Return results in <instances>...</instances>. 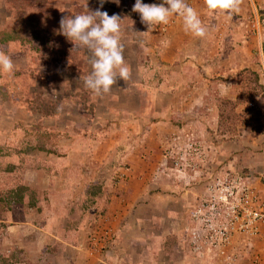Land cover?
<instances>
[{
	"label": "rangeland",
	"instance_id": "374dc122",
	"mask_svg": "<svg viewBox=\"0 0 264 264\" xmlns=\"http://www.w3.org/2000/svg\"><path fill=\"white\" fill-rule=\"evenodd\" d=\"M29 1L0 0V52L9 55L14 65L11 73L0 70V263L11 264L13 258L1 260L11 248L13 257H26L30 262L43 254L49 259L46 264H79L81 261V257L75 254L78 251L73 249L74 245L61 252L53 244L55 250L45 254L44 248L52 245L40 250L42 245L38 242L25 244L24 230L30 224L35 226L38 216L37 212L30 213L34 210L32 207H24L34 199L30 192L23 194L26 198L18 206H23L21 212H9L17 203L6 202L8 189L17 186V180L24 177L27 168L36 166L31 164L44 160V151L30 148L39 141L38 138L42 139L43 146L54 152L47 155V166L55 164V156H67L68 162L72 163L69 168L73 179L66 186L73 197L61 198L60 202L77 200L79 196L75 192L93 179L87 189L90 196L79 197L80 203L87 208L82 213L89 218L88 222L95 223V228L90 231L91 248L99 253L104 249L111 251L116 239L113 229L118 224L124 227L122 236L125 239L138 235L145 238L153 229L169 232L170 223L175 220L177 227L172 234L179 238L183 249L184 246L188 249L185 239L187 242L189 212L205 199V188L216 178H222L227 170L243 176L241 167L244 165L240 163V167L234 168L227 165L230 153L222 159L221 151L215 148L213 126L218 118L212 112L217 104L225 110V116L221 117L222 125L229 129L236 127L240 136L254 141L252 152L264 153V26H260L263 29L260 35L252 26L256 18H264V8L249 7L250 11L247 10V15L241 18L244 21L237 25L241 28V43L249 41L256 45L255 52L247 53L237 66L229 63L232 57L222 52L220 47L226 43L222 42L224 30L221 27L225 28L231 21L228 20L229 15L219 16L212 21L216 36L206 37L207 48L197 54L198 63H204L211 55L208 60H219L217 69H207L208 75L190 85L183 84L184 79L181 82L178 78L173 86H169L162 83L168 76L165 66L168 64L160 59L159 24L150 27L140 25L134 18L139 13L132 11L135 0H119L118 4L105 0L100 10L110 16L117 14L121 17L120 43L125 63L130 68V77L126 80L118 78L108 93L97 96L83 81L91 72V51L62 35L59 22L64 16L86 13L88 9L95 11L100 7L99 0H87L88 9L84 6L85 0H44L41 5H33ZM154 2L156 0L145 4ZM46 4L53 9L46 11ZM213 49L214 53H210L209 50ZM176 69L181 76L183 70ZM191 71L189 69V73ZM196 71L200 73L201 70ZM236 81L239 82L236 84ZM173 89L175 93H170ZM35 95L48 102L58 101L54 117L39 119L31 113L35 103L30 98ZM176 96L179 101L171 102V98ZM233 108H238V111ZM33 124L38 127H33ZM42 132H48V135L42 136ZM235 153H239V159L249 152L243 148L232 154ZM179 157L182 159L178 160ZM177 160L178 170L173 163ZM59 165L65 172L70 171L66 161ZM130 189L138 192L132 198L125 194ZM255 195L263 200V197ZM71 208L65 204L64 209H69V212H51L46 229L39 225L40 229L49 234L60 230L62 220L59 219L69 216ZM173 209L177 214L169 212ZM153 214L158 219L155 220L156 226L151 223ZM40 221L44 223L46 220ZM136 222H144L145 226L141 223L136 225ZM22 224L25 227L20 228ZM7 225L15 229L8 231ZM127 225L130 227L125 230ZM263 225L259 223L254 236L234 233L230 237L226 250L233 255V261L240 255H236L239 249H235L232 242H236L239 235L240 244L243 240L261 238L259 231ZM164 235L167 242L171 235ZM77 237L75 235V239ZM242 247L239 251L247 255V248L244 250ZM24 248L27 252L23 251ZM185 254L187 261L184 264H198L191 257L192 253ZM172 255L178 264V253ZM252 263L264 264L255 256Z\"/></svg>",
	"mask_w": 264,
	"mask_h": 264
},
{
	"label": "crops",
	"instance_id": "0c3cea01",
	"mask_svg": "<svg viewBox=\"0 0 264 264\" xmlns=\"http://www.w3.org/2000/svg\"><path fill=\"white\" fill-rule=\"evenodd\" d=\"M154 0H144L143 3L147 2L150 3ZM163 2V0H161ZM160 0H156L153 4H161ZM185 2L190 5L192 8L196 10V12L199 15V18L202 21V24L206 27V35L204 37H197L194 34L185 31L184 25H183V18L178 14H173L170 16L169 21L167 24H159L157 29V36H158V43L160 44L161 48V54L160 59L167 66L168 70V76L167 78H164L166 81H162L163 84H167L169 86H173L174 83L177 82L178 78L182 82V79H184L183 84H192L195 80L208 75L210 73L208 70L217 69V64L220 63L219 60L217 61H211L208 59H211L212 55L208 57V59L204 60L203 62L198 63L197 60V54L200 55L202 53V50L207 48V40L209 36H216V28L212 26V21H215L219 16L224 17L225 15H229L228 20L231 21V23L224 27H221V29L224 30L223 32V41L226 43L222 45L221 51L225 54H228L232 57V59L229 61V63H234L239 65V62L242 60V58L247 56L246 54L255 52L254 49L256 48V45L253 46L251 42H246V44L241 43L240 36L241 31H239L241 28L240 26H237L240 24L241 18H244L247 14V10L250 11L251 7L252 9H255V7L258 8H264V0H242V3L239 6V11L236 13H225L220 10L212 11L207 8V6L204 3V0H185ZM167 7V5H166ZM246 8V9H245ZM249 13V12H248ZM241 16H240V15ZM239 15V16H238ZM226 16V17H227ZM136 20H138L140 25L144 26L145 23L141 22L140 14L134 16ZM219 19V18H218ZM222 20V19H221ZM244 21V20H243ZM232 26V27H231ZM237 27V28H236ZM144 28V27H143ZM163 29V30H162ZM220 29V28H219ZM251 41V40H250ZM203 42V46H202ZM212 46V45H211ZM213 47V46H212ZM213 50H209L210 53H212ZM214 53V52H213ZM220 55V54H219ZM208 60V61H207ZM240 60V61H239ZM224 62V60H221V62ZM176 67H178L179 70H183L180 73L177 72ZM203 68H205L204 74H201L203 71ZM189 69L192 70L190 73L192 76H190ZM208 69V70H207ZM196 70H201L200 73H198ZM187 75L189 77H187ZM189 78V79H188ZM199 81V80H198ZM197 81V82H198ZM239 81H236V84ZM241 84V83H240ZM238 87V86H237ZM240 90V87H238ZM169 91V90H168ZM170 93H175L174 89ZM239 93V92H238ZM180 98L172 97L171 102L175 101L178 102ZM205 99V98H204ZM240 103V102H239ZM234 111H238V108H233ZM213 116H216L218 118L217 123L213 130H215L214 135V141L216 142V150L218 152L221 151V157L224 159V155L231 156V159H228L226 164L229 166L234 167H240V163H242L244 166L241 167L242 174L244 176V179L246 182L251 184V186L254 187L255 193L263 197L264 200V153H255L251 151L254 145V141L250 140L252 138H245L240 136L235 128L229 129L228 127H225L222 125L221 117L225 114V110L223 107H221V104H217V107L215 108ZM225 116V115H224ZM202 122V121H201ZM200 124V123H199ZM200 126L203 128L204 125L200 124ZM229 133V134H228ZM251 143V145L249 144ZM248 145V146H246ZM43 149H38L41 151H44V160L42 159L39 161H35V163L31 165H36L35 167L27 168V173L24 175V177L19 178L17 181V186L21 185L25 187L24 193L30 192V197L33 195L34 199L30 201V203L24 204V207H32L34 210H31V214H33V211L38 213L37 220L34 225L26 226V230H24L25 234L23 239L27 242H25L26 245H34L36 242L38 244H41L42 247L52 245L50 248H44L45 254H49L48 251L52 252L55 250V247L53 244H56V246L59 247L61 252H64L65 249L69 250L71 249V246L74 247L73 249H76L78 251L75 253L76 255L81 257V261L78 262L79 264H176L173 255L175 252L178 253L179 263L178 264H184L186 263V252H190L187 248L183 249V244L180 243V240L177 236H174L172 234V230L176 229L177 225L175 220L170 223V231L167 232L169 235H171V238L166 242L164 241L165 235L167 233H161L159 231H156L153 229L150 233H147L145 238H143V235H138L137 237H129L125 239V237L122 236L123 228L120 227V224L116 226L113 229V234L115 235V238L113 240V245L111 247V251H104L98 252L97 249L91 248V234L90 232L92 229L95 228V223H90L89 218L84 216L82 213L85 209L84 204L80 203V198L86 195L90 196V193L87 189H89L90 183H92V180H89V182H86L84 187H80L79 191H76L77 193V200H74L73 202H60V199H70L73 197L71 190L67 188L66 185L72 181L73 176L71 173L70 165L72 163L68 162V157L63 156L62 158H59L58 156H55L54 165L51 164L47 166L45 163L49 159L47 156L51 152H48V147L43 146ZM71 149H75L74 147L70 146ZM245 148L249 153L244 154L243 158H239V153L232 154L233 152H238L240 149ZM37 149V148H33ZM232 152V153H231ZM54 153V152H52ZM247 156V157H246ZM249 156V157H248ZM64 159V160H63ZM79 159V158H78ZM221 159V160H222ZM50 160V161H53ZM66 161L68 164V168L70 171L65 172L63 167L59 165L60 162ZM82 161V160H81ZM129 178V177H128ZM130 180V178L128 179ZM68 183V184H67ZM16 186H14L15 189ZM32 192V193H31ZM137 192V191H136ZM135 192V193H136ZM124 193V192H123ZM131 189L126 192L125 194L128 195V198H132L131 196L136 195ZM138 193V192H137ZM100 194V193H98ZM122 194V192H120ZM125 195V196H126ZM92 197V196H91ZM26 197L23 196V201ZM59 199V201H57ZM56 200V201H55ZM75 203V204H73ZM67 207H73L71 208V214L69 216H63L60 220V226L62 225L60 230H55L54 234H49L44 229H46V225H48L47 218H50L51 212H61L65 213L69 209L65 210L64 206ZM17 206L12 207L9 212L14 213L15 211H22L21 203L15 204ZM53 206V207H52ZM136 208V207H135ZM75 210V212L73 211ZM89 210H91L89 208ZM157 209L155 210V212ZM69 212V211H68ZM172 213H176L177 211L173 209V211H170ZM168 212V213H169ZM76 213V214H72ZM175 214V215H176ZM12 215V214H11ZM44 218V219H42ZM40 220H46L44 223H41ZM158 220L155 218V214L152 215L151 223L153 226H156ZM154 221V222H153ZM95 222V221H94ZM133 222V221H132ZM120 223V222H118ZM140 223L145 226L144 222H136V225H140ZM159 223V222H158ZM42 224H45L44 226ZM42 226L44 229H40V226ZM147 225V224H146ZM59 226V227H60ZM149 226V225H148ZM148 226H146L148 228ZM25 227V224H22L20 228ZM130 227V226H129ZM128 225L126 226L125 230H127ZM160 227V226H157ZM15 227H12L11 225H7L6 229L10 231ZM259 233L264 235V225L260 229ZM69 234V235H68ZM143 234V233H141ZM145 234V233H144ZM75 235H77V239H75ZM118 235V236H117ZM261 235V238H256L254 241H241L243 244H240L241 236H237L236 242H232V245L235 244V249H246L248 250V254H243L241 251H236V255H240L237 258H235V261H232V264H254L252 263V257L255 256L258 260H261L262 263H264V237ZM123 237V238H122ZM170 237V236H169ZM173 238V239H172ZM150 239V241H149ZM91 241V242H90ZM166 242V243H165ZM45 244V246H43ZM185 244L187 247V242L185 239ZM40 245V246H41ZM182 245V246H181ZM26 248V247H25ZM23 249V251L27 252ZM231 248V247H230ZM11 248L9 251H7L8 254H4L6 256L5 258H1L6 260V258H12ZM19 249L22 248L19 246ZM47 249V250H46ZM95 249V250H94ZM39 250V251H40ZM43 250V249H42ZM186 250V252H185ZM75 252V251H74ZM105 252L108 254H105ZM258 253L252 254V253ZM10 254V255H9ZM166 257H164V255ZM243 255V256H241ZM197 256V255H196ZM195 255L191 256L198 264H205L204 260L196 257ZM235 256V255H234ZM245 256V257H244ZM30 257V256H29ZM182 257V258H181ZM62 258H68L63 256ZM187 258H189L187 256ZM163 260V262H162ZM39 261V262H38ZM49 259L43 256L36 257L33 262H30L26 257L21 259H14L11 261V264H46ZM166 261V262H165ZM190 261V260H189ZM10 262V261H9ZM1 264V263H0Z\"/></svg>",
	"mask_w": 264,
	"mask_h": 264
},
{
	"label": "clouds",
	"instance_id": "9594fccd",
	"mask_svg": "<svg viewBox=\"0 0 264 264\" xmlns=\"http://www.w3.org/2000/svg\"><path fill=\"white\" fill-rule=\"evenodd\" d=\"M100 7L90 11L85 0L86 13L64 16L60 20V32L70 41L86 47L92 53L90 59L91 72L83 78L84 84L97 96L108 93L117 79L130 77V68L123 56L121 39V17L111 16L101 11L105 0H99ZM119 3V0H113ZM209 10H220L225 13H236L242 0H204ZM167 5V7L165 6ZM132 11L140 14L141 22L149 27L154 24H167L173 14L183 18L184 29L197 37L206 35V27L202 24L198 13L185 0H163L161 4H145L135 0ZM14 65L9 55L0 52V70L11 73Z\"/></svg>",
	"mask_w": 264,
	"mask_h": 264
},
{
	"label": "built area",
	"instance_id": "2783aa9c",
	"mask_svg": "<svg viewBox=\"0 0 264 264\" xmlns=\"http://www.w3.org/2000/svg\"><path fill=\"white\" fill-rule=\"evenodd\" d=\"M252 26L260 35L264 29L260 28L264 26V18H256ZM178 160L173 162L176 168L179 167ZM204 191L205 199L189 212L190 225L186 228L188 249L205 264H232L233 255L226 250L230 237L234 233L257 234L259 223H264V200L255 195L240 173L233 174L228 170Z\"/></svg>",
	"mask_w": 264,
	"mask_h": 264
},
{
	"label": "trees",
	"instance_id": "16d2710c",
	"mask_svg": "<svg viewBox=\"0 0 264 264\" xmlns=\"http://www.w3.org/2000/svg\"><path fill=\"white\" fill-rule=\"evenodd\" d=\"M30 3H32L33 5H36V4H44V0H30L29 1ZM28 2V5H30V3ZM46 11H51L53 8L52 7H49L47 4H46V8H44ZM33 18H35V16L32 15ZM42 17V16H40ZM35 21V20H34ZM37 96L35 95V97L33 98H30L31 101H33V104L35 103V106H33V110L31 111L32 114H35L38 116L39 119L41 118H49L50 116L54 117V115L57 113V107L56 105L58 104V101L52 103L51 101H45V100H41V99H38L36 98ZM52 104V105H51ZM49 107H53L52 109H50ZM56 107V108H55ZM30 127V126H29ZM32 127V126H31ZM30 127V128H31ZM33 127H38V125L36 126V124H33ZM42 136L43 135H48V132H42ZM39 141H36V144L34 146H31L30 148L33 149V148H37V149H43V144H42V139L38 138ZM48 152H53L51 149H47ZM26 188L19 185V186H16L15 189H8L7 191V200L6 202L9 203V202H12V203H18V202H22L23 200V194H24V190ZM8 206V205H7ZM12 258L14 259H17L13 256H11ZM2 261H4V259H2Z\"/></svg>",
	"mask_w": 264,
	"mask_h": 264
}]
</instances>
